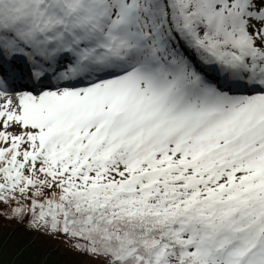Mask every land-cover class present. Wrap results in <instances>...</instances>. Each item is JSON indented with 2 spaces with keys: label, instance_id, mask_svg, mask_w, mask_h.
I'll list each match as a JSON object with an SVG mask.
<instances>
[{
  "label": "snow or ice",
  "instance_id": "6c2138e0",
  "mask_svg": "<svg viewBox=\"0 0 264 264\" xmlns=\"http://www.w3.org/2000/svg\"><path fill=\"white\" fill-rule=\"evenodd\" d=\"M5 222L77 264H264V0H0V264Z\"/></svg>",
  "mask_w": 264,
  "mask_h": 264
},
{
  "label": "trees",
  "instance_id": "16d2710c",
  "mask_svg": "<svg viewBox=\"0 0 264 264\" xmlns=\"http://www.w3.org/2000/svg\"><path fill=\"white\" fill-rule=\"evenodd\" d=\"M16 225L4 223L6 237L4 249L5 264L12 261L46 262V264H77L82 260L77 253L69 250L68 245L61 241L53 240L50 237L36 236L34 242L30 236L24 234V230L13 231ZM12 232L11 237L8 233ZM18 253H23L18 255Z\"/></svg>",
  "mask_w": 264,
  "mask_h": 264
}]
</instances>
